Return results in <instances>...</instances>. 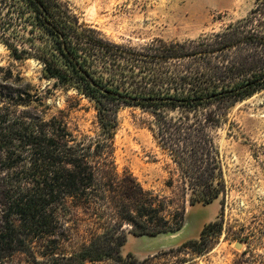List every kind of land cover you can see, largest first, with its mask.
<instances>
[{
    "label": "trees",
    "instance_id": "1",
    "mask_svg": "<svg viewBox=\"0 0 264 264\" xmlns=\"http://www.w3.org/2000/svg\"><path fill=\"white\" fill-rule=\"evenodd\" d=\"M0 42L15 59L37 61L54 87L91 103L97 130L90 136L70 122L68 109L80 100L68 99V108L48 117L36 108L18 113L43 101L31 83L16 88L27 80L20 72L6 71L0 264L150 263L122 255L128 234L177 232L187 201L211 203L224 194L216 135L238 103L264 91V0L212 34L140 45L117 43L82 23L68 1L0 0ZM125 108L147 115V128L171 164L167 186L177 200L119 171L115 135ZM216 225L205 228L202 240L170 252H205L206 232ZM172 264L195 263L184 257Z\"/></svg>",
    "mask_w": 264,
    "mask_h": 264
},
{
    "label": "rangeland",
    "instance_id": "2",
    "mask_svg": "<svg viewBox=\"0 0 264 264\" xmlns=\"http://www.w3.org/2000/svg\"><path fill=\"white\" fill-rule=\"evenodd\" d=\"M64 1L71 4L82 23L110 40L140 45L155 38L184 42L212 34L245 17L256 0ZM10 68L27 79L16 88L24 89L26 83H31L43 101V106L37 103L29 108L20 106L18 113L36 108L48 117L68 108V99L80 100L79 107L68 109L70 122L78 124L83 133L96 135V111L91 103L73 91L65 93L54 87V80L44 76L37 61L15 59L0 42L2 86L11 85L9 80L2 81ZM148 120L138 109L120 111L115 135L118 169L133 173L145 190L177 200L179 197L167 186L171 164L148 130ZM216 141L223 161L224 194L211 203L191 205L187 201L184 224L177 232L157 236L128 234L121 249L124 257L132 254L140 261L151 259L146 264H172L184 257L195 264H264V91L232 109L230 122L218 131ZM214 222L217 225L205 235L209 241L205 252L196 254L192 249L185 255L170 252L189 241L202 240L203 231ZM68 246L73 251L77 239Z\"/></svg>",
    "mask_w": 264,
    "mask_h": 264
},
{
    "label": "water",
    "instance_id": "3",
    "mask_svg": "<svg viewBox=\"0 0 264 264\" xmlns=\"http://www.w3.org/2000/svg\"><path fill=\"white\" fill-rule=\"evenodd\" d=\"M239 246H241V245H239Z\"/></svg>",
    "mask_w": 264,
    "mask_h": 264
}]
</instances>
